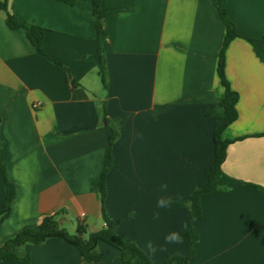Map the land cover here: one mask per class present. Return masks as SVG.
<instances>
[{"label":"crops","instance_id":"0c3cea01","mask_svg":"<svg viewBox=\"0 0 264 264\" xmlns=\"http://www.w3.org/2000/svg\"><path fill=\"white\" fill-rule=\"evenodd\" d=\"M0 1L18 20L43 28L44 50L24 28H10L0 8V161L15 185L0 246L56 211L62 227L98 230L103 206L118 235L153 264L186 254L184 239L155 253L144 242L160 245L169 230L182 231L190 211L179 202L205 184L215 159L222 119L206 112L224 95L217 66L225 24L211 0H100V37L92 0ZM225 10L238 33L225 52L238 116L221 133L231 140L222 169L244 184L202 197L196 254L185 264H264V64L247 40L264 33V0H226ZM100 40L107 88L98 74ZM102 107L117 126L111 145ZM162 182L180 198L154 222ZM3 186L0 169V208ZM97 249L103 255L90 264H123L112 246ZM16 252L32 263L0 264H87L60 237L25 242Z\"/></svg>","mask_w":264,"mask_h":264},{"label":"trees","instance_id":"16d2710c","mask_svg":"<svg viewBox=\"0 0 264 264\" xmlns=\"http://www.w3.org/2000/svg\"><path fill=\"white\" fill-rule=\"evenodd\" d=\"M68 4H72L74 0H60ZM212 4L216 8L219 16L225 24V34L222 41V45L218 55V75L220 83L224 87V95L220 101L211 109H209L207 115H215L222 119L221 124L214 131V145H215V159L212 166L205 172L206 182L201 187L194 188L187 201H180L182 205H186L190 211L189 218L185 219L182 223V236L186 243L187 252L184 255L172 254L167 257L165 264H185L186 261L191 259L196 254V241L198 239V232L196 230V223L202 217L201 199L202 197L219 192L223 190L229 184H244L243 181L232 178L227 175L223 169L222 164L226 157V149L231 140L222 139L221 133L223 129L233 122L237 116L238 111L236 103L238 100V94L234 91L226 78L225 73V52L230 41L238 36L236 26L231 21L225 10L226 0H211ZM93 13L96 17V31L98 37H100L104 12L101 10L100 0H92ZM0 8L6 10V23L12 28H24L26 35L30 42L36 47L39 52H44L42 48L43 28L36 25H29L23 21L18 20L15 15L7 10L6 3L0 1ZM250 42L254 53L259 60L264 64V33L258 38H247ZM98 74L102 86L107 88L108 77L105 62V53L101 40L98 45ZM74 84V82H72ZM102 122L110 129L109 144L118 136L117 126L112 122L105 114V109L102 107ZM2 145V138L0 136V147ZM0 169L4 176V202L0 208V220L6 218L12 208V201L15 194V185L9 180L5 172V166L0 161ZM103 172L101 175L98 191L100 193V201L103 204L105 197V183ZM102 218L104 220V226L95 231H88L86 226L82 223L76 225L73 233H70L65 227L60 225L57 215L61 211H56L52 214H46L42 217L41 221L34 225L25 227L14 236L8 238L0 246V261L10 259H23L32 263L29 255L19 256L16 252V247L19 245L30 242L34 245H40L44 243L48 238L60 237L67 243L74 245L82 256L85 263H94L101 259L103 253L97 249L100 242H103L109 246H112L119 252L120 259L123 264H132L137 261L138 264H153L148 255L139 248L134 242L123 239L115 230L116 222L111 220L105 213L103 206L101 208Z\"/></svg>","mask_w":264,"mask_h":264},{"label":"clouds","instance_id":"9594fccd","mask_svg":"<svg viewBox=\"0 0 264 264\" xmlns=\"http://www.w3.org/2000/svg\"><path fill=\"white\" fill-rule=\"evenodd\" d=\"M159 191L162 193L158 195L155 200V208L152 212V220L158 222L161 220L162 212L171 211L174 207L175 200L180 197L169 193V185L166 182H162L159 185ZM183 236L180 228L176 230H169L163 236V243L157 245L153 240H145L144 247L151 253L157 252V250L164 251L167 246L182 244Z\"/></svg>","mask_w":264,"mask_h":264},{"label":"rangeland","instance_id":"374dc122","mask_svg":"<svg viewBox=\"0 0 264 264\" xmlns=\"http://www.w3.org/2000/svg\"><path fill=\"white\" fill-rule=\"evenodd\" d=\"M65 228L70 232L73 233V229H71L70 227V222H68L67 224H65ZM107 247V246H106ZM108 248V247H107ZM110 249V248H109Z\"/></svg>","mask_w":264,"mask_h":264}]
</instances>
